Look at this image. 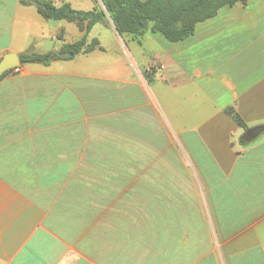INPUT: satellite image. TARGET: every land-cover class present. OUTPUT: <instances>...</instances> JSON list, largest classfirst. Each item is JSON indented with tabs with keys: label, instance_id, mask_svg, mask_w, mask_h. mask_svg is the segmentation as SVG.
Masks as SVG:
<instances>
[{
	"label": "crops",
	"instance_id": "1",
	"mask_svg": "<svg viewBox=\"0 0 264 264\" xmlns=\"http://www.w3.org/2000/svg\"><path fill=\"white\" fill-rule=\"evenodd\" d=\"M52 2L78 11L96 5L95 0L85 7L80 6L85 0ZM83 35L74 23L44 20L34 6L0 0V60L11 52L57 51ZM131 44L136 64L146 65L150 58L160 65L158 80L151 78L161 85L154 101L167 108L166 121L182 140L204 194L156 191L144 199L138 180L130 201L107 194L104 186L99 195L76 190L62 196L48 191L47 181L32 182V155L94 152L65 149L64 142L55 143L62 139L32 137L30 130L36 117L77 108L78 87L57 81L71 80L79 70L50 71L61 61L23 65L20 76L0 80V115L13 109L23 117L22 128L15 130L11 123L16 122L0 123V264H264V132L246 140L249 129L264 125V0L222 6L181 42L148 33ZM77 57L68 62L76 65ZM13 80L19 83L7 82ZM179 106L186 109L181 124L173 110ZM229 108L246 131L225 113Z\"/></svg>",
	"mask_w": 264,
	"mask_h": 264
},
{
	"label": "rangeland",
	"instance_id": "2",
	"mask_svg": "<svg viewBox=\"0 0 264 264\" xmlns=\"http://www.w3.org/2000/svg\"><path fill=\"white\" fill-rule=\"evenodd\" d=\"M95 2V6L103 9L100 0ZM87 4L85 0L80 6L85 7ZM99 24L101 26L92 34L95 36L93 39L102 41L99 42L102 51L79 55L76 65L71 62H58L50 66V71L57 74L67 73L75 68L79 70L78 75L73 76L71 80L61 78L57 81L78 87L74 92L78 100L77 108L73 107L70 111L65 108L56 110L51 117H36L38 123L32 122L30 126L32 137L37 135L62 139L55 140V143L64 142L65 149H88L94 153L32 155L31 181H47L48 184L45 185L51 188L46 189L52 192L56 189L62 196L76 195V190L80 195H99L102 194L104 186L105 191H110L107 194H120L132 201L134 182L138 180L142 181L141 195L144 199H148L152 193L156 194V191L159 195L170 196L204 194L182 140L166 121L167 108L164 104L158 102L157 105L154 101L153 93L156 96V90L161 88V85L147 81L148 77L153 81L158 80L160 65L150 58L147 64L142 66L134 61L135 53L132 52L134 47L131 42L141 43L144 36L133 39L131 36L119 35L107 15L104 22ZM108 31L109 34L102 37V33ZM90 40L89 38L88 41ZM54 46L55 43H51L49 50ZM121 66L126 68V71H123ZM22 67L10 70L2 79H15L24 73ZM7 82L19 83L16 80ZM41 83H44V87L50 84ZM45 95L50 96L49 93ZM65 95L64 100H67ZM64 105H68L66 101ZM173 110L175 119L181 124L186 109L179 106ZM12 111L14 110L11 109L8 114L2 113L0 123L10 120L17 123H11L13 130L15 127L22 128V115H14ZM51 120L55 123H48ZM51 126L53 130L37 132L38 129ZM1 128L2 126L0 130ZM73 170V177H70ZM155 186H158V190L151 189ZM131 206L133 208L134 204ZM146 207L144 204V210Z\"/></svg>",
	"mask_w": 264,
	"mask_h": 264
},
{
	"label": "trees",
	"instance_id": "3",
	"mask_svg": "<svg viewBox=\"0 0 264 264\" xmlns=\"http://www.w3.org/2000/svg\"><path fill=\"white\" fill-rule=\"evenodd\" d=\"M103 9L95 6L90 11H78L65 3L56 7L52 0H19L22 6H34L37 13L46 21H67L76 24L84 35L71 44H63L57 51L44 54H22L20 66L37 64L45 67L53 62H68L79 55L102 51L97 39L88 41V33L98 23L104 22L107 15L116 32L121 36L139 39L146 33H158L171 43L181 42L193 34L198 23L213 18L225 5H233L246 0H100ZM10 71L5 72L0 80ZM148 83L152 79L148 77ZM225 113L246 131V124L234 113ZM246 144L245 141L240 142Z\"/></svg>",
	"mask_w": 264,
	"mask_h": 264
},
{
	"label": "water",
	"instance_id": "4",
	"mask_svg": "<svg viewBox=\"0 0 264 264\" xmlns=\"http://www.w3.org/2000/svg\"><path fill=\"white\" fill-rule=\"evenodd\" d=\"M20 66L19 56L16 53H7L0 60V77L7 71L16 69ZM264 132V125L249 129L246 132V140L252 141Z\"/></svg>",
	"mask_w": 264,
	"mask_h": 264
}]
</instances>
